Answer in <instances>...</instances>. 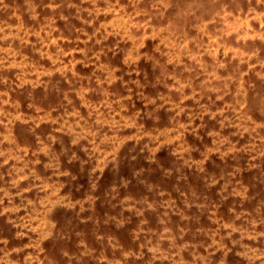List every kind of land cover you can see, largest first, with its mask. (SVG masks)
Instances as JSON below:
<instances>
[{"label":"rangeland","instance_id":"obj_1","mask_svg":"<svg viewBox=\"0 0 264 264\" xmlns=\"http://www.w3.org/2000/svg\"><path fill=\"white\" fill-rule=\"evenodd\" d=\"M0 264H264V0H0Z\"/></svg>","mask_w":264,"mask_h":264}]
</instances>
